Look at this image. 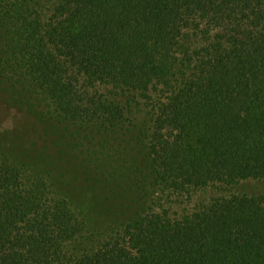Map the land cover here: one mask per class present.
Segmentation results:
<instances>
[{"label":"trees","instance_id":"trees-1","mask_svg":"<svg viewBox=\"0 0 264 264\" xmlns=\"http://www.w3.org/2000/svg\"><path fill=\"white\" fill-rule=\"evenodd\" d=\"M0 80L31 94L29 113L42 102L99 133L132 127L145 105L141 180L156 197L92 230L18 156L36 143L14 136L0 144V264H264V195L214 198L183 218L165 205L264 180V0H0Z\"/></svg>","mask_w":264,"mask_h":264},{"label":"rangeland","instance_id":"rangeland-1","mask_svg":"<svg viewBox=\"0 0 264 264\" xmlns=\"http://www.w3.org/2000/svg\"><path fill=\"white\" fill-rule=\"evenodd\" d=\"M31 99L29 92L18 93L15 87L0 80V133L5 132L0 144L7 145L14 136L27 139L24 144L27 149L36 143V148L30 149L34 155L28 157L25 151L18 152V156L30 166L38 167L35 170L81 213L87 226L110 232L143 215L148 205L156 202L155 196L148 197L141 180L150 168L147 152L151 116L145 105L134 108L132 127L118 133H99L87 125L53 119L42 102L29 113ZM39 115L44 118L39 120ZM19 144L17 140L14 146ZM36 150H45L46 156L35 155ZM231 194L264 195V180L244 181L230 189L214 187L164 203L173 218H183L194 213L199 205Z\"/></svg>","mask_w":264,"mask_h":264}]
</instances>
